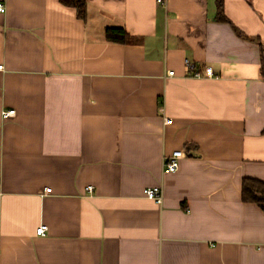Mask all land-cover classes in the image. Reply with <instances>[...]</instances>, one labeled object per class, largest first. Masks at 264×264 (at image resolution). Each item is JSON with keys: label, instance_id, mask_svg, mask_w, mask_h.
<instances>
[{"label": "crops", "instance_id": "0c3cea01", "mask_svg": "<svg viewBox=\"0 0 264 264\" xmlns=\"http://www.w3.org/2000/svg\"><path fill=\"white\" fill-rule=\"evenodd\" d=\"M0 1V264H264V0Z\"/></svg>", "mask_w": 264, "mask_h": 264}, {"label": "trees", "instance_id": "16d2710c", "mask_svg": "<svg viewBox=\"0 0 264 264\" xmlns=\"http://www.w3.org/2000/svg\"><path fill=\"white\" fill-rule=\"evenodd\" d=\"M60 2L66 7L75 8L78 17L81 20H87V0H60ZM217 6V21L228 22L224 13L223 0H217ZM130 39V35L123 28H108L106 30V40L108 42L127 44ZM242 200L245 203L257 205L264 212V181L253 178H245L242 184Z\"/></svg>", "mask_w": 264, "mask_h": 264}, {"label": "built area", "instance_id": "2783aa9c", "mask_svg": "<svg viewBox=\"0 0 264 264\" xmlns=\"http://www.w3.org/2000/svg\"><path fill=\"white\" fill-rule=\"evenodd\" d=\"M158 3L163 5L165 4V0H158ZM7 11V7L4 2L0 1V14H5ZM186 66L189 71L192 73V77L202 79V78H214L216 77L215 72L212 68L208 67L204 71H199L196 68V65L191 63L190 61H186ZM4 66L0 65V71H3ZM169 76H174V72H170L168 74ZM163 111V110H161ZM16 111H8L3 113V117L5 119L15 117ZM165 125H171L173 123L172 119H169L167 117L164 118ZM186 158V154L183 151H175L170 155L169 157H166L164 161V172L165 173H176L180 168V162ZM88 193H93V187H88L86 189ZM51 189H47L45 191L46 194L51 193ZM145 197L149 200L155 201L158 204L163 203V189L162 187H154L149 188L145 190ZM48 231V227L43 225L41 226L38 231V236H44L46 232Z\"/></svg>", "mask_w": 264, "mask_h": 264}]
</instances>
